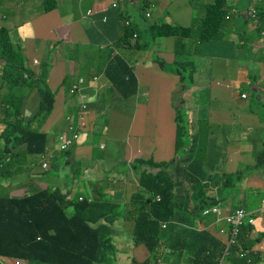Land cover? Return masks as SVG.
<instances>
[{
    "label": "crops",
    "instance_id": "0c3cea01",
    "mask_svg": "<svg viewBox=\"0 0 264 264\" xmlns=\"http://www.w3.org/2000/svg\"><path fill=\"white\" fill-rule=\"evenodd\" d=\"M74 1L76 0H57V8L45 12L43 0L41 6L38 5L39 0H0V20L4 21L1 24L10 30L12 40L22 45L29 66L39 71L42 64H48V83L55 92L54 108L46 120V127L41 126V130L49 136L47 149L40 155V161L32 154L26 156L22 162V169L25 167L26 174L19 176V173H9L1 177L0 195L23 196L22 193L26 195L47 187L69 193V199L85 195L93 197L102 192L115 201L123 213V217L114 224L116 237L113 241L116 254L112 264H132L133 260L142 263L150 253L144 245H135L133 241L134 224L128 212V204L131 196L139 189V176L132 170L131 164L136 159L159 163L178 157L175 151L176 107L171 97L174 93L176 96L179 93L176 87L170 98H166L163 91H159L154 84H161L163 90L169 88L170 78L175 73L168 71L172 68V56L177 42L174 37L159 39L155 52L158 62L166 63L165 71L158 62L156 64L161 71L146 62H138L140 54L148 52L152 42L147 51L115 49L122 53L130 65L132 62L138 65L140 75L134 71L139 86L141 80L145 85H150L149 90H139L137 94L142 103L128 123L126 147L122 156L110 153L107 144L101 139L106 129L113 130L114 125L119 124V119L122 120V115L115 108V102L121 97L111 87L110 80L103 72L111 53L107 47L102 48V45L106 38L117 37L121 33L120 25L124 18L119 16L120 12L133 20L144 16L149 10L151 17L147 19L151 23L196 27L204 18L208 4L213 0H146L148 8L145 12L141 11L144 0H118L119 10L111 7L112 0H80L82 4L77 5ZM250 3L248 0H228L227 11L230 18L219 35V41L215 43V50H211L207 56L197 55L198 46L195 39L188 41L193 52V81L188 91L180 94L183 99L182 107H185V99L193 95L194 87H199L200 95L210 94L215 103L210 118H205L201 124L203 133L198 136V153L196 157L191 156V161L201 168L206 179L214 180L210 183L207 195L217 201L222 210V217L236 209H246L243 207L245 197L238 198L240 205L235 206L229 194H222V190L230 186L225 184V188L222 187L226 173L243 176L237 195L239 192L245 194L249 189L259 188L258 182L264 180V156L261 167L255 168L258 163L257 153L264 150V54L258 51L261 31H258L257 23L248 16ZM90 10L92 13H89ZM106 15L109 17L108 23L102 19ZM100 28H105L106 34H103ZM89 53H92V59L89 64L84 65L80 59ZM35 59L40 61L39 66L32 64ZM73 59H79V62L72 61ZM67 74L72 76L71 80L65 77ZM81 76L86 78L83 82L86 86L78 92L79 97H76L66 88L69 82L72 86ZM95 76L98 81L93 82ZM87 95L94 100L90 103L91 114L95 117L94 126L97 130L102 129L100 134L95 135L96 145L75 144L70 147L69 153L67 150L57 149V137L49 132H54L56 127L60 129L59 132L66 129L69 125L67 116L74 118L75 124L86 121V117H82L80 102L85 101ZM242 95L247 97L243 98ZM27 100L26 110H32L39 104L34 97ZM195 111L198 114L201 112L197 106L186 112L190 123V136L194 134ZM101 114H104V117L98 120ZM126 118L124 115L122 121ZM253 133L255 135L250 138ZM222 143H226V147L214 163L207 165L197 159L209 155L215 144ZM103 144L106 150H103ZM194 152L195 149L192 153ZM111 161L114 163L108 166ZM44 163H47V167H44ZM95 163L104 166V171L100 172L101 176L95 173ZM185 165L181 164V167ZM81 166L91 169V174H81ZM245 166L247 169L244 170ZM218 168L224 169L225 173L219 174ZM110 172L115 174L112 182L104 178V174ZM46 173L49 174L44 178ZM252 175L254 177L250 178ZM132 176L138 177L135 185H132ZM179 180L188 188L184 176L179 175ZM245 183L249 185L247 188H244ZM18 185L22 187L19 188ZM254 194L258 195L255 192ZM256 218V226L254 225L248 243L252 245L250 250L258 254L257 259L261 260L256 264H264V215L256 213ZM197 228L207 231L222 243L227 237L226 234L220 233L222 228L228 229L227 224L215 215L204 216L202 220L197 221ZM259 234H263V237L261 241L255 242ZM240 251L241 249L231 254L223 264H233L232 259L239 260ZM15 261L16 258L0 255V264H16Z\"/></svg>",
    "mask_w": 264,
    "mask_h": 264
},
{
    "label": "trees",
    "instance_id": "16d2710c",
    "mask_svg": "<svg viewBox=\"0 0 264 264\" xmlns=\"http://www.w3.org/2000/svg\"><path fill=\"white\" fill-rule=\"evenodd\" d=\"M227 2L213 0L196 27L155 24L147 20L146 15L132 20L120 12L119 16L124 18L120 25L121 33L117 37L106 38L102 45L111 53L103 70L111 87L124 100L137 96L140 90L133 66L115 49L147 51L150 41L174 37L177 42L175 62L168 73L179 76L182 86L177 93H184L192 85L188 86L189 83L186 85L185 82L193 81V52L188 41L195 39L197 55L207 47L215 50V43L219 41V35L230 18ZM110 5L116 10L120 9L118 0H112ZM55 8L57 0H43L45 12ZM147 8L148 2L144 0L141 11L145 12ZM256 16L258 31H264V1L256 7ZM102 19L108 23L109 17L106 15ZM100 31L106 34L105 28H100ZM145 31L149 32L148 36ZM134 33H138V38L135 45H131L130 39ZM181 63L186 66H181ZM0 64V93L5 96L0 99V112H3L0 135L4 141L0 145L1 178L9 173H18L29 154H43L47 149L49 136L41 130V124L54 108L55 92L48 83V64H42L39 71L29 66L22 45L12 40L10 30L1 23ZM159 65L166 70L165 62H159ZM188 69L190 72L185 75ZM70 83L66 88L69 93L72 87ZM3 87L5 90H2ZM33 88L37 89L39 104L32 118L26 120L18 104L24 102V96ZM173 103H177L176 98ZM183 108L181 102L180 107L175 108L176 154L182 145L189 143L190 123ZM102 117L104 114L98 120ZM98 131L96 135L102 129ZM193 151L191 146L190 155ZM262 156L264 150L257 154L255 168L261 167ZM185 164L181 167L176 157L159 163L136 159L131 164L132 170L139 176V189L128 204L134 224L133 241L135 245H144L150 253L144 262L133 260L132 264H220L225 244L197 228V221L203 219L204 210L217 205V201L207 195L214 180L206 179L205 173L192 163L191 157L185 160ZM179 175L186 178L188 188L179 180ZM225 176L223 188L225 184H230L232 174L226 173ZM236 184L237 181L232 183L233 186ZM80 197L69 199V193L50 187L23 196L0 195V255L30 264H112L116 254L114 224L123 217L121 208L102 192L93 197ZM158 197L160 200H157ZM68 209L72 210L70 214ZM253 230L254 226L250 224L241 227L231 254L240 249V252L250 251L251 264H256L261 260L257 259L258 254L250 250L252 245L248 243ZM262 237L263 234H259L255 242L261 241ZM232 262L249 264L241 258L232 259Z\"/></svg>",
    "mask_w": 264,
    "mask_h": 264
},
{
    "label": "rangeland",
    "instance_id": "374dc122",
    "mask_svg": "<svg viewBox=\"0 0 264 264\" xmlns=\"http://www.w3.org/2000/svg\"><path fill=\"white\" fill-rule=\"evenodd\" d=\"M130 1L132 2L133 0H130ZM74 2L76 3V5H77V3L82 4V2L80 0H76ZM260 3L261 2L259 0H252L251 1L250 5H249V8H248V16L254 10H256V7ZM41 4H42V0H39L38 5L41 6ZM227 4H228V2H227ZM0 23H4V21L0 20ZM173 25H175V24H173ZM145 35L148 36L149 32L145 31ZM16 43H18V42H16ZM149 43H151V41ZM158 43H159V39L155 43L152 42L150 44L149 51L148 52H143V53L140 54V57L138 58V62L139 63L146 62V64L153 65L157 69V71H161L158 68V65L156 64V62H158V56H157V53L155 51H156V49L159 46ZM63 45H64V47H68L66 44H63ZM168 49H170V46H169ZM210 51H211V47H207V48H205V49H203L201 51L200 55H202V57H205V56L208 55V53ZM174 54H175V49H174V53H173V56H172V59L174 58L172 63L175 62ZM91 59H92V53H89V55H87L86 57L81 58L80 60H81V62H83L84 65H86V64H89ZM63 60H65L67 62V60L65 58H63ZM76 60H77V62H79L78 61L79 59H73L72 61H76ZM32 64L34 65L33 61H32ZM180 65L181 66H186V65H183L182 63ZM132 66L134 67V70L140 75L139 67L136 64V62H132ZM80 69H82V67H80ZM49 70H50V68L48 69V73H49ZM186 71H187V73H185V75H188L190 70L188 69ZM65 77H67L68 80L72 79V76L70 74L65 75ZM81 78H83L84 81H86L85 77L81 76ZM170 80H171V83H170L169 88L168 89H164V90L161 88V84L154 83L159 91H163L164 96L166 98H170V96L172 95V93H173V91L175 90L176 87H177V92H178V88L180 86H182V84H181L182 82L180 81V78H179V76L177 74H173V76H171ZM74 84L80 85V83L78 82V78H77V81L72 84V87H73ZM185 84L186 85L188 84V86H190L191 82H185ZM72 87H71V90L73 89ZM139 89L141 90V92H144L145 90H149L150 89V85H149V83H146V85H145V83L142 82V80H141V85L139 86ZM188 89H187V91H188ZM2 90H5V87H3ZM198 90H199V87H194L193 88V95H190L189 98L185 99V107L182 109L183 112H187L189 109H192L195 106H197L199 108V110H201V112L198 114L195 111V115H194L195 126H194V129H193L194 134L189 136V143L190 144L186 143V144L182 145L180 147V149L178 150V153H177L178 157L177 158L180 160V164H184L185 160H188L192 155H193V157H196V155L198 153L199 143H200V141L198 140V136L202 135V133H203V128L201 127V124H202V122H203V120L205 118H210L211 109L215 105V103L213 102V99H212L210 94L204 93V94L200 95L198 93ZM75 93L76 92L70 91V94H72V95H74ZM4 97L5 96L0 93V99H3ZM29 97H34L37 100V103L39 102V95H38V92H37L36 88L30 89L29 92L24 96V102H20L18 104V106H19V108H20V110H21V112L24 115V118L26 120H30L32 118V116L35 113V110L38 107V104H36L32 110H26L25 106H27V101H28L27 99ZM76 97H79L78 92H77V96ZM175 98H176L177 103L176 104L173 103V104L175 105V107L178 108L179 105H180V102L182 101V96L180 94H178L176 96V93H174L172 95V97H171L172 101H174ZM56 100H57V98H56ZM93 101H94L93 98H89V99H87L85 101L81 100V102H80V104H81L80 108H81V111L83 113L82 117H86V121L81 122V124L79 122L77 124H75V128H76V131L78 133V139H77V141L74 142V144L72 146H74L75 144L76 145L80 144V143L81 144L82 143H92V144L95 143L93 145V146H95L96 143H97L95 135L99 131L96 129V126H94L95 117L92 116V114H91V104H90ZM140 103H142V100L139 99V95L134 97V98L127 99V100L119 99V101L115 102V105H116L115 108H117L116 111L122 115L121 119L123 120L124 115H126L127 118L125 119L124 122L119 119V124L117 123V125H114L113 130L112 129L111 130H107L106 129V131L101 136V139L104 140V142L107 144V150L110 153H112L114 156H115V154L116 155L120 154L121 156L123 155V151H124V148L126 147V140H127L126 139V137H127V126H128V123H130L131 120H132V114L139 109ZM202 116L204 118H202ZM0 117H3V112L2 111L0 112ZM109 118L111 119L110 116H109ZM191 119H192V117H191ZM46 120L41 124L44 128L46 127ZM175 121H176V118H175ZM175 128H176V134H177V125H176ZM2 130H3V127H2V124L0 123V133L2 132ZM59 130L60 129L56 127L54 132H49V133H50V135H56L57 144H58V148L57 149L60 150V144H59L60 136H62V135H70V132H69V130L67 128L63 129L60 132H59ZM131 134L133 135V133H131ZM254 135H255L254 133L251 134L250 138L253 137ZM257 136H260V135H257ZM3 142H4L3 138L0 135V145H2ZM191 146H193V148L195 149V152L192 153V155H190ZM102 147H103V150H106L104 144L102 145ZM225 147H226V143L215 144L213 146V148H212V150H211L209 155H207L205 157H202V158H197V159L201 160V161H204L207 165H209L210 163H214L216 161L217 157L220 155V153L225 149ZM69 149L70 148L67 149V153L70 152ZM110 153H108V156L110 157V159H112ZM259 153H261V152H259ZM259 153H257V154H259ZM40 155L41 154H32V156L35 157L37 159V161H40V159H41ZM113 163H114V161H111V163H109L108 166H112ZM94 168H95V173L97 175L101 176L100 172L104 171V166L102 164L97 165L95 163ZM243 169L245 170V169H247V167L245 166V167H243ZM25 171L26 170H25V167H24V169H20L17 172L19 173L18 175L21 176V175L26 174ZM79 172L81 174H85V175L88 176V175L91 174V169L88 170L87 167L81 166L79 168ZM218 173L219 174L225 173V170L218 168ZM48 174L49 173L44 174V178H46ZM114 177H115V174L113 172L104 174V178H106L108 182L109 181L112 182ZM242 177L243 176L241 174H232V178L230 180V186L228 188L223 189L222 190V194H229L231 196L232 202L234 203L235 206H239L240 205V202H239L238 198H244L245 197L246 201L243 203V207H245L248 210L255 211L259 215H264V205H263V203H261L264 200V180L262 182H258L259 186H260L259 188H257V189H249V190H247L245 192V194L239 192L238 195H237V191H238V188H239V183L242 180ZM253 177H254V175L250 176V178H253ZM223 178L226 180L227 177L224 175ZM137 179H138L137 176H132V185H135ZM236 181H237V184L233 186L232 183H234ZM114 183L116 184L117 181H114ZM248 186H249L248 183H245L244 188H247ZM18 187L21 188L22 185H18ZM8 188H10V187H8ZM130 190H131V188H130ZM254 192L257 193L258 195H255ZM22 194L24 195V193H22ZM71 212H72V210L68 209V213L70 214ZM259 222H260V220L257 222V224ZM225 234L228 237V234L227 233H225ZM114 237H116V232L114 233ZM222 263H223V261H221V264ZM20 264H25V263L22 261Z\"/></svg>",
    "mask_w": 264,
    "mask_h": 264
},
{
    "label": "built area",
    "instance_id": "2783aa9c",
    "mask_svg": "<svg viewBox=\"0 0 264 264\" xmlns=\"http://www.w3.org/2000/svg\"><path fill=\"white\" fill-rule=\"evenodd\" d=\"M137 2L140 0H136ZM260 2H263L264 0H259ZM115 5V3H114ZM89 13H92V10L89 11ZM146 18H150L151 17V12L148 10L146 11ZM249 17L251 19L254 20V22H258V16H256V10H254ZM261 35V39H260V46L258 48V51H260L262 54H264V31L260 32ZM138 38V33H134L132 36V42L135 44V42L137 41ZM98 81V77L95 76L93 78V82ZM78 82L80 83V85L74 84L73 85V89L71 90L72 92H79L84 86H86L84 79L83 78H79ZM245 97V95L243 96ZM92 98L91 96H85V100ZM68 121H69V125L67 126V129L70 132V135H62L60 136V150H67L68 148H70L75 141H77L78 139V133L76 131L75 128V123H74V118H71L70 116L67 117ZM81 124V122H79ZM44 167H47V163H44ZM80 199H82V197H80ZM159 200V197H158ZM263 205H264V201H263ZM206 214L208 213H214L216 214V216L218 218H222V211L217 207H210L208 209H206L204 211ZM256 213H249L247 212L245 209H237L236 211H234L232 214L225 216L223 219L225 220L228 229H226L227 234H228V240L225 244V255H229L233 245L236 244L237 242V237L238 234L240 232L241 227H243L245 224H250V225H255L256 224ZM164 227H166V225H164ZM221 234L225 233V230L222 229L220 231ZM239 257L242 259H246L248 262H251V259L249 258V252L246 250L244 252H239ZM23 260H16V264H20ZM25 264H30L26 261H23Z\"/></svg>",
    "mask_w": 264,
    "mask_h": 264
},
{
    "label": "water",
    "instance_id": "95a60500",
    "mask_svg": "<svg viewBox=\"0 0 264 264\" xmlns=\"http://www.w3.org/2000/svg\"><path fill=\"white\" fill-rule=\"evenodd\" d=\"M130 44L131 45H135L133 42H132V38L130 39ZM34 65L35 66H39L40 65V61L39 60H37V59H35L34 61ZM80 78V77H79ZM78 78V79H79ZM80 106H81V104H80ZM157 200H158V198H157ZM159 200H160V197H159ZM214 206H217L220 210H221V208L218 206V205H214ZM214 206H212V207H214ZM222 211V210H221ZM236 211V210H235ZM210 215H215L216 216V214H214V213H208V214H206L205 212H203V216H210ZM222 229H224L225 230V233H227V231H226V229L225 228H222ZM221 229V230H222ZM225 233H223L222 235H225ZM227 240H228V237L223 241V243L224 244H226V242H227ZM249 252V258L251 259V262H248L249 264H251L252 263V258H251V252L250 251H248ZM238 256H239V254H238ZM240 258V257H239ZM242 259V258H241Z\"/></svg>",
    "mask_w": 264,
    "mask_h": 264
},
{
    "label": "clouds",
    "instance_id": "9594fccd",
    "mask_svg": "<svg viewBox=\"0 0 264 264\" xmlns=\"http://www.w3.org/2000/svg\"><path fill=\"white\" fill-rule=\"evenodd\" d=\"M148 20V19H147ZM136 43V42H135ZM244 95H242V97H243ZM247 96L245 95V97H243V98H246ZM214 206V205H213ZM210 207H212V206H210ZM210 207H208V208H210ZM208 208H206V209H208ZM205 209V210H206ZM239 209H241V208H239ZM204 210V211H205ZM232 214V213H231ZM230 215V214H229ZM228 216V215H227ZM255 216H256V214H255ZM224 217H222L221 219L220 218H218L219 220H223L224 222H225V220L223 219ZM226 223V222H225ZM165 225V224H164ZM252 226H254V225H252ZM231 252H232V250L230 251V253H229V255H225V249H224V252H223V257H222V260L221 261H223V263L225 262V260L228 258V257H230V254H231ZM222 263V264H223ZM220 264H221V262H220Z\"/></svg>",
    "mask_w": 264,
    "mask_h": 264
}]
</instances>
